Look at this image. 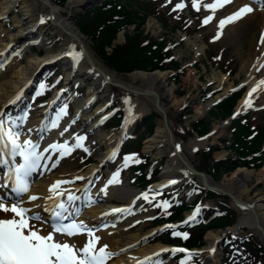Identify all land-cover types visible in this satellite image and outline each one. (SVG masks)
<instances>
[{"label":"bare ground","instance_id":"1","mask_svg":"<svg viewBox=\"0 0 264 264\" xmlns=\"http://www.w3.org/2000/svg\"><path fill=\"white\" fill-rule=\"evenodd\" d=\"M102 1L104 0H69L64 7H60L53 4L50 0H0L1 26H5V22L10 21V18H12L14 20L13 28L15 29L14 35H9L6 32V36L4 33L0 35V113H4L11 120L20 124V118L17 120L18 116L16 115L18 114L20 117L21 110L32 101L31 98L35 95L34 79L48 72L49 67L54 64L62 65L66 81L65 85L72 82L88 84L86 98L81 103L78 102L76 106V114L80 113V116H83L85 109L95 99H99L104 94L109 93L111 86L117 87L126 94L124 103L129 120L133 121L138 116L150 111L161 112L162 114L160 119L156 121L153 134L144 140L143 148L144 153L149 156L157 159L166 158L165 166L159 175V184H166L170 182L168 181L170 179H179L181 181L194 179L198 183L201 182L208 187L227 193L233 199V201L231 200L232 205L239 216L237 224L251 228L254 236L261 239L264 245V192L258 189L252 191L247 185L253 171L237 169L229 178L222 180L220 183L213 182L209 176L203 173H198L199 175H197V170L190 165L182 152H177L173 149L176 144L174 142V133L167 122V113L163 108V100L170 98L172 95V89L168 88L165 81V73L158 71L150 73L135 72L128 76L131 82H124L102 65L92 52L89 40L83 37L75 28L72 23L74 16L78 13H83ZM210 2H213V0H202L200 9L204 13L205 18L208 15L213 16L209 29L215 31L216 36L219 33V39L225 40L227 44L234 47V51L237 53L236 57L240 61L236 78L243 76L244 79L241 82H246L248 91H250L260 80L264 79V68L257 71V68L264 64V43L260 41L261 35L264 34V0H232V3L219 8L215 12L204 9V4ZM21 5L26 7V10L23 11V16L25 18L24 21L29 19L27 28L23 27L24 21L18 19L16 15V11ZM245 5L251 7L253 11L231 23H227L222 29L218 27L221 20L232 15ZM33 12L36 13L35 18L33 17ZM41 20L44 22L41 23ZM46 20L50 22L48 26L51 29V35H59H57L59 47L52 51L50 45H48L45 47L43 55H32L26 58V64L15 69L12 75L6 79L5 69H10V67L16 65L14 63L20 62L11 58L9 48H13L15 51L18 49L21 54H24L25 50L29 51L32 45H35L36 48L41 47L46 40L42 29L46 28V26H43ZM31 38L32 40L29 41ZM119 40L123 41V36H120ZM198 51H203V49H198ZM74 52L82 54L78 61L73 59V55L70 54ZM225 76L226 73L223 78L221 77L222 79H219V83L227 80ZM136 82H139V85H136ZM223 83H220V85ZM225 93L226 89H223L222 94L225 95ZM258 94H262L263 100L260 106H263L264 86L258 89L251 99L259 97L257 96ZM129 95L134 97L133 100L128 97ZM63 96V94L58 97L54 95L49 103L40 106L34 115L27 117L24 125H20L17 129L23 133L21 140L28 138L34 142H43L46 145L59 138L62 139V142L68 138L67 132L64 133L65 128L73 127L74 124L70 125V121L66 120L61 111L59 114L54 110L56 107L55 102H58V98ZM246 99H250L248 95H244L237 102L235 111L246 109ZM156 101H158L159 111L156 110ZM177 104L178 101L174 100L172 106L177 107ZM95 123H93L92 127ZM53 124L56 126L53 127ZM84 124L85 127L88 126V122L84 121ZM46 127L48 128V133L41 137V131ZM132 128L133 124L128 126L123 134L110 133L97 137L98 143H101L106 150L87 170L76 171L72 165L71 158L69 159L68 156L63 157L56 167H52L49 164L42 169L41 176L34 189L26 197L22 198L25 207L32 208L33 212L39 213L41 216V214H44L46 203L49 204L51 202L44 199L49 195L48 188L50 185L57 180L71 181L72 183L63 185V188L70 190L79 198L73 206V212L78 213L74 218L77 222L84 221L93 229L95 235L100 237L101 245H108V250L117 257L110 264H137L138 262L142 264L146 256H154L164 246L159 243L146 245L147 241L150 240L148 236L155 231L154 229L142 232L144 218L150 217L151 213L141 210L137 194L127 189L118 177V171L109 173L108 170H105L108 166L107 160L113 149L120 142H122L123 146L124 136ZM92 130L91 132L93 133L94 130ZM212 132L213 136L219 134L217 127ZM41 138L42 140H40ZM83 140L84 138L82 140L79 138L72 142L70 141L67 146L70 148L71 144L80 143L79 147H81L84 144ZM167 144H170V148H167ZM173 152H175L174 156L170 154H173ZM224 153V151H221L216 156L222 157ZM57 156L56 154L54 155V160ZM113 176L116 177V180L109 183ZM77 177L81 179H77ZM258 181L264 185V165L260 169ZM250 193H253L251 198ZM30 195H37L41 199L29 202L28 196ZM66 195L67 193L62 199H65ZM36 205H40V207H36ZM127 207L131 208L129 211L130 218L121 220L123 212H113L114 209L123 210ZM4 216L5 214L0 213V218ZM135 224H139L138 228L131 231ZM219 238V235L214 232L206 235L205 242L207 246L201 252L204 264H218V252L210 253L209 250L216 246ZM60 239L63 240L66 237L62 236ZM71 239L83 246L87 237L79 235ZM147 262L150 263L151 261ZM143 264H146V262H143Z\"/></svg>","mask_w":264,"mask_h":264},{"label":"rangeland","instance_id":"2","mask_svg":"<svg viewBox=\"0 0 264 264\" xmlns=\"http://www.w3.org/2000/svg\"><path fill=\"white\" fill-rule=\"evenodd\" d=\"M50 1L56 6L64 7L69 0H56L58 2H55V0ZM110 1L119 2L118 5L124 7L127 12L135 13L137 18L133 19L129 16L128 19L130 23L117 30L115 35L112 37L113 39L110 40V43L108 45L104 43L102 49H100L99 44L97 45V38L104 27L99 18L97 16L95 17L93 14L95 8L97 7L89 9L88 12L84 11L85 13L76 14L72 20V23L77 31L89 40L92 52L100 60L102 65L110 73L115 74L119 79L127 83L131 82L128 76L135 72L142 71L150 73L158 71L160 73H165V81L168 88L172 89V95L170 98L163 100V108L167 113V122L171 126L174 133V142L180 145L182 154L186 157L190 165L193 166L199 173L209 176L215 183H220L222 180L229 178L237 169H247L248 171H253L247 185L252 191L258 189L259 191L264 192V185L258 181L260 177V169H262L264 165V147L262 149L260 147L258 148L255 144H252L250 149L244 147L246 152H242L240 151V148H238L237 144H233L235 143L234 135L236 133H238L236 136H247L251 135L253 131L259 132L260 129H262L260 140L262 139L264 143V107H259L262 94L253 100L254 102L251 108L246 109V111L251 110L250 112L258 110L256 114L251 116L254 123H249L250 132H244L242 131V127L237 126V122L239 125L243 126L241 124V116L243 115L240 116L241 118L239 117L240 119L237 118L239 119L237 122V119L233 121H230L229 119L231 112L235 110L236 106L233 110L232 108L237 102H235V100L239 97L238 92H240L241 96L239 98H241L246 92V89H248L246 83L241 82L244 79L243 76L236 78L240 61L236 57L237 53L234 51V47L227 44L225 40L216 38L217 36L215 31L209 29L211 22L206 25L202 23L205 19V15L201 9L199 11L193 9L192 0H179L178 4L183 3L185 7L182 10L177 11H173L175 5L177 4L176 0ZM198 3L201 4L202 0H198ZM24 6L25 5H21L16 11V15L21 21H24L25 19L23 11L26 10V7ZM32 14L35 18L36 13L33 12ZM13 21L14 20L10 18V21L5 22V26H1L0 23V35L2 33L5 35V32L9 35L15 34ZM28 23L29 19L25 20L23 27L27 28L29 26ZM49 23L50 22L46 20L45 25H43L46 26V28H42L43 33H45L44 37L46 40L41 47H31L29 51L25 50L24 54L22 53L16 58L15 53L12 54L13 58L20 62L14 63L16 65L10 67V69H5L4 74L6 79L12 75L15 69L23 67L26 64V58H29L32 55H43L44 49L48 45H50L52 51H55L59 47V35H51V29H49L48 26ZM120 36H123V41L119 40ZM31 40L32 38L29 41ZM101 40L103 41V39ZM128 43H131V45L128 46ZM133 48H135L134 52L136 51L135 58L138 57L137 52L146 59H150L153 55L155 59L151 62V65H142L143 63H140L133 67L131 64L127 63L129 58L126 59L127 56L125 55V52H129L128 49L130 52H133ZM198 49H203V51L197 52ZM225 73V78L227 80H222L224 83L220 82L223 83L220 85L219 79H222ZM42 79L44 82L48 83V86L44 87L42 96H48L49 99L54 95L57 89L62 88L60 82L64 81L62 72H60L58 68L53 69V72L51 71ZM135 84L139 85V82H136ZM85 85L88 84L86 83L79 86L76 83H72L68 87V93L76 97V104L78 102H82L85 98V93L88 90V87ZM223 89H226L225 95L222 94ZM125 95L126 94L119 88L111 86L110 92L104 94L97 101H94V105L88 107V109L85 110V113L82 114L83 116H80L79 120H77L78 117L75 115V103H70L67 99H64V103L62 100L60 106L62 107L64 103V106L68 110V112H66V119L69 120L75 117L77 120L71 130L72 132H70L73 136L76 134L85 135V133H87V127H85L84 121L93 116L94 118L97 117L99 119L102 114H104L105 110L104 109L103 113L100 114L99 112L101 107L106 106L108 108L106 111L116 110L115 115L110 118L106 126L103 127L102 124L97 130H95V132L98 131L96 135H88L90 152L86 150L85 152L77 151L70 154L71 161L73 163L71 161L70 162L76 171L87 170L92 163L100 158V155L105 152V147L101 145V143H98L97 137H102L103 134H110L111 132L116 133L115 131L119 130L125 114L123 103ZM129 97H131L132 100L134 98L132 95H129ZM221 97H228L225 99L233 100L229 111H225V108L220 107V104L214 107L212 106L217 98ZM49 99L45 102H40L39 99L37 102L39 106L37 107L47 103ZM174 100L178 101L177 107L172 106ZM138 105L139 107L141 106L140 103ZM227 109L228 108H226V110ZM160 116H162L160 112L150 111L149 113L141 115V122H139V117H137L135 129L131 130L132 134L125 142L122 149L126 157H134V160H132L134 163L143 162L144 165H147V163H153L151 170L154 171V179L160 175V173H158V169L161 167L158 168V165H155V163H158L157 158L145 154L143 148L144 140L153 134L156 121L160 119ZM88 124L91 125V122L89 121ZM215 127H219V134L205 138ZM89 136H91L90 139ZM245 140L248 142L253 141L247 139ZM166 146L167 148H170V144H167ZM221 151L225 152L223 154L224 156H216V154L221 153ZM253 155L254 159L249 162L244 161L242 158L245 156H249L251 158ZM238 158L241 160H237L238 165L232 170L229 169L230 171H225L222 167L219 168V170H216L215 173H212L213 167L218 166V164L229 163L230 159ZM138 159H140L141 162H136ZM161 159L162 160L159 161V165L161 166L162 164L163 166V161L166 160V158L164 157ZM224 159L225 161H223ZM124 162L125 161H117L115 163H111L106 167V169L109 171H115L118 164H124ZM125 167L121 171L120 179L124 185H129H126L127 189H131L135 194L138 192H144L145 190H143L142 185L146 183V181L143 177L139 176L142 168L138 166L127 170L128 168L125 169ZM191 181V184H189V186L186 185V188L187 191L192 190V195L195 196L197 189L202 186L193 179ZM146 185L147 184L143 187H146ZM183 190L182 185H180L177 192L181 193ZM252 194L253 193L249 194L250 198L252 197ZM185 195L186 193L182 194L183 197H185ZM214 195V198H208L203 191H200L196 199L190 197L185 201L187 203L186 205L192 204L191 206H193L194 204L199 203V201L196 200L200 199L201 206L213 209L210 210V214L216 210L219 211V217L212 219L208 224V227L211 228L212 231L206 232V226L196 227V231H194L195 229L189 231L192 235L195 234V236L201 233V239L197 237L198 240L195 241V239L191 237L190 240H186L185 242L189 243L194 240L193 242L199 243V245H185L178 240H172L167 236V234H163L160 239L163 242H167L172 245H183L187 248L189 247V251H194L197 248L202 250L207 246L205 240L208 233L214 232L220 237L221 233L225 230H217L218 228H223L227 225L228 229H233L238 222L239 216L233 209L232 201L226 196ZM209 196L213 197V194H209ZM148 199L149 200H145L144 198L141 199V205L148 209L152 214L150 218H153L155 215L158 217L157 214L159 212L157 211L156 206L151 204L152 200L150 197H148ZM183 210L187 209L179 207L173 208L171 210V217L173 218L177 212ZM193 211L194 210L186 212L184 217L189 214L191 215ZM221 215H223V217H221ZM225 216H228L231 219H227ZM171 217L167 221H170ZM182 217L183 215L180 213L179 219H182ZM158 219L155 224L164 222V218ZM222 220L228 221L227 223L222 224ZM233 223L235 224L232 226ZM136 228H138V226L133 228L131 231H134ZM151 229L153 228H151L150 222H146L142 232H146ZM236 235L239 240L230 241L227 236L225 239L226 242L224 244L222 243V253L220 255V257H222L221 263L240 264L241 262L242 264H251V258L254 257L255 261L260 264H264L262 240L254 236L253 230L249 227H245L242 228V231ZM243 238H246V240H243L244 243L242 244L241 240ZM155 241H159V238L156 237L152 245L157 243ZM219 247L220 240L217 243L216 251H220ZM191 248H194V250ZM232 248L237 251L234 252L232 256L233 259L230 260L229 254L233 251L231 250ZM169 257L170 256H168V254L163 256L161 262H163V264H181V261L188 260V257H184L183 259L179 257H171V262L169 260L171 258ZM190 257L193 258L192 256ZM199 258L201 259L200 256ZM193 259L198 260V258ZM190 261L191 260H189V263ZM156 263H160L158 259L156 260Z\"/></svg>","mask_w":264,"mask_h":264},{"label":"snow or ice","instance_id":"3","mask_svg":"<svg viewBox=\"0 0 264 264\" xmlns=\"http://www.w3.org/2000/svg\"><path fill=\"white\" fill-rule=\"evenodd\" d=\"M230 3L232 0H213V2L204 4V9L215 12ZM184 7L183 3H179L173 11L182 10ZM192 7L194 10H200L198 0H192ZM252 11L253 9L248 5L242 6L235 13L221 20L218 27L222 29L227 23H231ZM212 19L213 16L208 15L202 23L206 25ZM40 22L43 23L44 21L41 20ZM216 38H219V33ZM260 41L264 43V34L261 35ZM70 54L77 61L82 55L78 52ZM261 68H264V64H261L257 71H260ZM262 86H264V79L260 80L249 91L248 97L251 98ZM245 107H251V99L245 100ZM55 126L53 124V127ZM18 127L16 121L11 120L4 113H0V165L7 167L4 177L6 182L3 187L7 188L10 184L11 191L22 197L23 194L30 191L31 177L42 167L41 161L47 159L44 153L48 152L49 148L41 151L39 145L33 140L28 138L21 140L23 133L17 130ZM50 149L59 151L61 156L71 151L67 145L53 144L50 145ZM177 150H179V146H177ZM132 160H134L132 156L125 157V164ZM77 179L81 178L77 177ZM115 180L116 177L113 176L109 183ZM68 183L72 182L57 180L48 188L49 195L44 199L51 201V203H46L44 210L50 212L53 222L48 225L51 230L46 234L42 230L46 223L44 219L39 213L33 212L32 208L25 207L22 199L8 201L0 198V213L5 214L3 218H0V264H108V261L114 256V253L108 250V245H101L100 237L95 235L94 230L84 221L77 222L73 218L78 215V213L73 212V206L79 198L70 190L63 188V185ZM65 193H67L66 198L62 199L65 197ZM144 198L147 199V195ZM38 199L41 197L37 195L28 196L29 202ZM166 204L167 202H165V206ZM36 207H40V205H36ZM120 211L122 210H113V212ZM198 212L199 208L192 217H189V220H194ZM65 221L70 222L65 223ZM38 223L41 227L37 226ZM79 235L87 237L83 246L71 239ZM174 235L179 236L181 234L175 232ZM61 236L66 237V239H60ZM184 238L186 239L187 236L185 235ZM173 251L183 252L185 250L174 249ZM146 260L150 262L151 258H146ZM181 264H186V262L181 261Z\"/></svg>","mask_w":264,"mask_h":264},{"label":"trees","instance_id":"4","mask_svg":"<svg viewBox=\"0 0 264 264\" xmlns=\"http://www.w3.org/2000/svg\"><path fill=\"white\" fill-rule=\"evenodd\" d=\"M61 1V0H60ZM55 2H58L55 0ZM119 2H114V1H107L106 3L102 4L101 6H98L97 8H95L94 11V15L95 17L97 16L101 22V24L104 27V31L102 30L100 32V35H98L97 38V45L99 44L100 49H102L103 44L106 43L107 45L110 43V40H112L113 36L115 35L116 31L119 30L121 27H125L126 24L130 23L129 21V16H131L133 19L137 18L136 14L133 12H127L125 10L124 7H121L120 5H118ZM103 39V41L101 40ZM101 40V41H100ZM131 43H128V46H130ZM135 48H133V52H130V50L128 49L129 52H125V55L127 56L126 59L127 63L131 64V66H136L137 64L143 63L142 65H147L150 64L151 62L154 61L155 57L152 55V57H150V59H146L145 57L141 56L140 53L137 52V58H135V53L134 52ZM104 52V51H103ZM160 54V53H157ZM140 60H139V59ZM233 103L232 99L227 100L226 102H224L220 107H224L225 111H229V109L231 108ZM226 108H228L226 110ZM238 127H242V131L244 132H250L248 127H244L241 126L237 123ZM238 133H236L234 136V142L233 144H237L238 148H240V151L242 152H246L244 147H247L248 149H250V147L252 146V144H255L258 148L261 146L262 143V139L261 135H262V129H260V132H258V136L256 138H254V140L252 142H246V140L244 139L246 137V135H239L236 136ZM238 165V161L236 162H229V163H221L218 164V166L213 167L212 169V173H215L216 170H219V168H224L225 171H230L232 170L235 166ZM218 167V168H217ZM230 169V170H229ZM179 214L180 212H177L176 215L172 218V220L174 219H179ZM228 220H222L221 223H227ZM201 239V233H199L198 235L195 236V234H193V238L195 239V241L198 240V238ZM194 241V240H193ZM189 242L187 243L189 246H196L199 245V243L196 242Z\"/></svg>","mask_w":264,"mask_h":264},{"label":"water","instance_id":"5","mask_svg":"<svg viewBox=\"0 0 264 264\" xmlns=\"http://www.w3.org/2000/svg\"><path fill=\"white\" fill-rule=\"evenodd\" d=\"M156 110L159 111V108H158V101H156ZM161 113V112H160ZM164 121H165V117H164Z\"/></svg>","mask_w":264,"mask_h":264}]
</instances>
